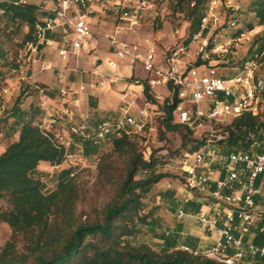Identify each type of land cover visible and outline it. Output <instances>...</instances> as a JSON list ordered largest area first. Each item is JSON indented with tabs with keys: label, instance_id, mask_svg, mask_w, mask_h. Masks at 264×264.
Instances as JSON below:
<instances>
[{
	"label": "trees",
	"instance_id": "obj_1",
	"mask_svg": "<svg viewBox=\"0 0 264 264\" xmlns=\"http://www.w3.org/2000/svg\"><path fill=\"white\" fill-rule=\"evenodd\" d=\"M167 1L169 17L183 16L188 21L189 42L199 31L211 0ZM249 6L256 26L262 30L254 36L246 60L264 68V0H251ZM39 11V5L31 2L0 0V89L5 80L20 72V52L26 42L34 40L35 23L44 16ZM249 28L253 30L254 25ZM199 64L200 60L196 62ZM130 80L143 86L147 102L161 107L165 132L179 133L184 153L194 151L201 141L195 143L191 139L193 131L174 115L181 103L178 90L160 105L147 79ZM25 85L0 115V133L7 141L0 154V222L13 232L11 240L0 248V264H225L204 255L197 237L182 235L183 218L198 213L200 202L179 200L170 189L154 194L156 186L170 175L161 171L164 159L147 157L142 150V131L105 139L93 134L88 138L72 135L66 146L43 128L44 112L38 102L33 99L25 105L31 96L54 99L59 90L39 82L27 81ZM2 106L0 93V109ZM89 107L96 108L93 97L89 98ZM104 119L96 114L89 116V130ZM221 130L225 138L218 143L228 151H249L254 143H263L264 95L257 115L243 112ZM75 153L95 166L99 186L104 190L99 203H86L80 168H62ZM175 157L171 155L167 160ZM40 163L56 168L51 190L44 182L46 174L40 171ZM153 195H158L162 206L153 204ZM163 206L179 218L172 227L160 213ZM251 233L254 245L263 249L264 214ZM146 235H151L154 242L140 240ZM234 264H264V255Z\"/></svg>",
	"mask_w": 264,
	"mask_h": 264
},
{
	"label": "built area",
	"instance_id": "obj_2",
	"mask_svg": "<svg viewBox=\"0 0 264 264\" xmlns=\"http://www.w3.org/2000/svg\"><path fill=\"white\" fill-rule=\"evenodd\" d=\"M49 1L52 8L44 11L47 16L35 23L34 40L24 44L22 59L29 64L35 62L36 56L47 48H53L62 59L78 57L96 37L94 28L97 24L102 22L104 27H110L106 39L115 60H110L109 66L116 69L119 61L124 59L133 63L140 61L145 71L155 75L147 81L154 99L163 98L157 89L170 94L178 90L181 103L174 112L176 120L193 132L202 130L205 134L199 146L184 153L179 160L187 190L200 195L206 203L207 209L197 213L196 220L205 229L216 230L219 235L217 245L202 253L225 264L264 255V248H257L251 237V229L264 213V142L254 143L249 151H228L218 143L225 138L221 126L225 125L226 118L234 119L243 112L258 114L264 95V75L257 76V68L252 62L246 63L231 77L221 75L211 65V54L228 52L222 45L211 48L214 31L223 26L227 29L236 26L233 19L227 20L220 12L219 0L210 1L199 31L190 41L187 42L188 37L182 35L161 55L160 64L157 63L155 47H149L144 55L140 53L141 46L121 37L137 33L145 24L165 23L169 15L167 0ZM193 45L197 56L195 62L198 59L203 61L199 65L186 61ZM80 89L83 90L84 86ZM60 92L62 98L76 94L68 87ZM185 102L190 104L189 108L182 106ZM122 111L124 116L120 120L98 123L91 130L88 117L75 122V114L69 111L66 113L70 123L68 136L64 139L63 135L55 134V138L68 146L72 135L88 138L93 134L105 139L110 135L144 130L146 122H139L129 115L127 109ZM49 124L43 127L46 131L57 124V119H50ZM180 215L184 213L180 212Z\"/></svg>",
	"mask_w": 264,
	"mask_h": 264
},
{
	"label": "rangeland",
	"instance_id": "obj_3",
	"mask_svg": "<svg viewBox=\"0 0 264 264\" xmlns=\"http://www.w3.org/2000/svg\"><path fill=\"white\" fill-rule=\"evenodd\" d=\"M34 4L39 5L40 10H42L46 4L44 2H47V0H25ZM251 0H219V10L225 15V18L227 20L233 19L236 23V26L232 29H227L226 26H223L213 33V42L211 45V48L214 46H224L228 49V52H218L217 54H211L210 59H212L211 65L215 66L218 70V72L225 76V77H231L236 75L240 72V70L243 69L246 63L251 62L250 60H246L247 51L254 40V36L262 30V27L256 26V22L254 20L253 14L249 10V4ZM222 6V7H221ZM42 13L39 11V15ZM170 13V11H169ZM254 25L253 30H249V26ZM188 21L183 16H167V20L165 23L161 25V27L153 26L150 24H145L140 31L137 33H131L127 36H122L121 38L129 41L137 43L141 46L140 53L146 55V50L150 47V42L145 41L143 38V35L150 33L151 37L157 38V46L161 47L164 52L167 51V49L172 46L176 41L180 39L182 35H185V38L188 37ZM28 31V28L25 27L23 29V32L26 33ZM238 33L239 36H235ZM158 37L162 38L158 41ZM48 50V49H47ZM191 56L186 59V61L190 62L191 64L196 63L195 59L196 56V48L193 45L191 47ZM97 50L90 51V55L95 54ZM162 52V54L164 53ZM102 52L99 54L101 55ZM84 54L80 56V62L83 63L84 61ZM103 59V65L102 68L106 71H108L110 74H114L115 71L108 67L106 65V59L105 57H102ZM18 60L20 61L21 68L20 72L14 74L10 81L7 82V85L9 87L8 93L5 94L6 104L8 107L13 103L17 95L25 90V83L28 80L25 78V80L18 79V75L23 74L25 77L28 75H31L33 72V66L35 63L39 64L41 62V67H44L43 63L46 60V62H50L52 69L54 70L55 75L57 73H61V68L58 66L61 65V58L57 56V54L54 52L53 48H50L48 55L45 59V53L39 54L36 56L37 60L36 62L27 63L22 59L21 52L19 55ZM201 62H203L201 59H198ZM197 60V61H198ZM225 63V61H227ZM101 60H97V63H101ZM140 62V61H136ZM36 64V65H37ZM208 64V63H207ZM137 70H141L140 66L136 65ZM257 68V76H263L264 75V68L262 67H256ZM144 70V68H142ZM44 75H41L43 77ZM141 74L138 73L137 78H140ZM56 77H59L56 75ZM152 77H155L154 74H152ZM60 79V78H59ZM87 83L91 82L90 78H87L85 80ZM32 82V81H31ZM134 82V81H133ZM60 85L54 84V86ZM125 85V82L123 80H119L115 83V88H120ZM3 88L0 89V92L3 93ZM157 92L162 94L163 98L161 100H157V102L161 105L164 103L165 99L167 97H170V93L164 91L163 89H157ZM77 95V94H76ZM130 96H132L130 94ZM10 97V99H9ZM9 99V100H7ZM35 99V101L38 102V104L41 106V109H43L44 116L43 120L41 122L43 127H48L50 119H57V124L54 125L53 128H50V131H52L54 134H60L65 137L68 136V129H69V121L65 113L61 112V109L58 106H63L62 101H58L55 104L49 102L44 97H30L27 100H25V105H28L30 101ZM133 99L135 101V104L138 105L140 108H146L144 100L142 97H139L136 93L133 95ZM3 100V99H2ZM121 106L124 107V104ZM183 107L189 108L190 104L188 102H185L182 104ZM204 106V105H202ZM7 107V106H6ZM149 111H152L151 114L152 119L150 122H146V126L142 132V150L146 153L147 157L154 156V157H161L164 159L165 164L162 166L161 171L168 173L170 176L162 180L155 188L154 194L159 193L160 191H164L166 189L174 190L177 193V199L185 201L186 199H196L200 195H196V193H190L186 186H185V178L182 173V171L179 169V160L182 157L183 153L185 152V149L182 147V139L179 133L176 132H165V130L161 127V119L163 117V112L160 106L155 105V107L150 108ZM140 119V118H137ZM143 119V118H142ZM114 118H111L110 121L112 123H115L116 121ZM233 120L232 117H228L225 119L224 124L227 125L231 123ZM75 122L80 121V116H75L74 119ZM2 130V125H0V131ZM202 130L193 132V135L191 136V139L194 140L195 143L200 142L205 134H202ZM7 141L4 139L3 134L0 133V154L5 150ZM252 150V148L250 149ZM254 150V149H253ZM171 155L176 156L173 161H168L167 158ZM93 164V163H92ZM91 162L83 159L80 157L79 154H73L68 157L67 161L64 163L63 167H70V166H77L80 168L81 172V182L84 186V190L86 192L85 199L86 203H99L102 200L103 189L99 186L98 182V173L95 169V166L92 165ZM40 171L44 172L46 176H44V182L46 183L49 190L54 188V180L51 178L53 173L56 171V168L52 167L48 163H40L39 165ZM187 191L190 193H187ZM187 194V195H186ZM156 200H154L153 204H159L162 206V202L159 200L158 195H153ZM152 204V205H153ZM84 208H87V205L85 204L83 206ZM160 213L164 216L166 219V223H168L171 227L174 225L175 222L178 221V217L175 215H172L167 207L163 206L160 210ZM185 219V217L183 218ZM187 221H193V218L188 216ZM197 221V220H196ZM197 223V222H196ZM198 224V223H197ZM13 236V232L9 225L6 223L0 222V248L5 245L6 242L11 240ZM140 240H143L145 242H154L151 235H146L142 237Z\"/></svg>",
	"mask_w": 264,
	"mask_h": 264
},
{
	"label": "crops",
	"instance_id": "obj_4",
	"mask_svg": "<svg viewBox=\"0 0 264 264\" xmlns=\"http://www.w3.org/2000/svg\"><path fill=\"white\" fill-rule=\"evenodd\" d=\"M44 3L46 4V6L42 10H40L44 15L42 18L47 16V13H45L44 11L49 8H52L51 1L47 0V2ZM104 26L105 25L101 22L97 24V26L94 28L96 37L90 41L89 48L82 52L85 56L83 63H81L79 60L82 53L78 57L71 56L67 59L61 58V65L58 66L59 68H61V73H57L56 75H58L59 77H56L54 70L52 69L51 63L46 62L45 60L43 63L44 67H41V62L39 64L35 63L33 66V72L30 76L25 77L23 74H20L18 75V79L25 80V78H27L32 82L43 83L48 85L52 89H58L59 95L56 98H44L53 104L58 101H62L63 106H58L61 109V112L66 114L67 112L72 111L75 116H80V121L82 117H88L89 119V116H93L94 114H96L100 118H105L101 122L110 121L111 118L115 119L113 121H118L124 116L122 110L127 109L129 115L133 116L135 119L140 118L137 119L139 122H150L152 119L151 114L153 112L149 111V109L155 107V104L147 102L143 94V86L137 84V82L135 81L133 82L130 79L132 77L137 78L138 73H140V79L148 80L152 77V74L145 71V69H142L143 66L141 62L133 63L130 59H124L122 61H119V65L116 69L111 68L108 62L110 60H115V56L110 52L107 43L108 41L106 39V35L111 32V28ZM143 38L145 39V41L150 42V47H155L157 49V63L160 64V58L164 50L161 47L157 46V38L151 37L150 33L143 35ZM162 38L158 37V41ZM47 49L43 50L41 53H45V59L48 55L50 48ZM92 50L97 51L95 52V54L90 55L89 53ZM54 52L56 53L55 50ZM100 52H102L101 55L99 54ZM102 57H105L106 65L115 71L114 74H110L108 71L102 68ZM97 60H101L102 62L98 64ZM36 61L37 60H35V62ZM136 65L140 66L141 70H137ZM41 75L44 76L41 77ZM87 78L91 79L90 83H87L85 81L87 80ZM10 79L11 78L5 80L3 84V93L0 92L3 99V106L0 109V115L2 114L6 106L8 107L4 99L6 98L5 94L9 91V87L6 85L7 82L10 81ZM119 80H123L125 82V85L120 88H115V83ZM58 83L60 85H56L53 87L54 84ZM93 84L95 85V87L92 88L91 85ZM81 86H84L83 90L80 89ZM67 87L73 89L77 95H69L65 98H62L60 91L63 88ZM134 93H136L139 97L143 98L146 108H140L138 105L135 104V101L133 99ZM130 94L132 96H130ZM90 97H93L94 101L96 102V108L94 109H91L89 107ZM122 104H124V107L121 106ZM187 193L189 192L187 191ZM187 200L189 199H186L185 201ZM196 201L200 202L201 204L200 211L207 209L205 206L206 203H204L200 197L196 198ZM196 214L185 216V219H183L182 221V235H192L197 237L199 239V250L201 252H204L206 249L213 248L217 245L219 235L216 230L209 231L205 229L198 221H196ZM188 216L192 217L193 221H187ZM253 236L254 235L252 233L251 237ZM231 251L232 250H230L229 253H231ZM244 259L252 260L251 258Z\"/></svg>",
	"mask_w": 264,
	"mask_h": 264
}]
</instances>
